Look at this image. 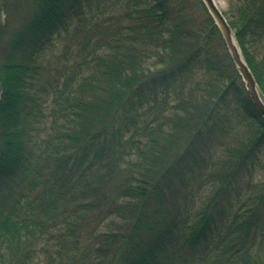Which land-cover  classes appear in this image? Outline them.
Segmentation results:
<instances>
[{"label": "trees", "instance_id": "16d2710c", "mask_svg": "<svg viewBox=\"0 0 264 264\" xmlns=\"http://www.w3.org/2000/svg\"><path fill=\"white\" fill-rule=\"evenodd\" d=\"M225 1L264 101V0ZM262 221L264 121L200 0H0V264H264Z\"/></svg>", "mask_w": 264, "mask_h": 264}, {"label": "water", "instance_id": "95a60500", "mask_svg": "<svg viewBox=\"0 0 264 264\" xmlns=\"http://www.w3.org/2000/svg\"><path fill=\"white\" fill-rule=\"evenodd\" d=\"M200 1L218 29L228 55L233 62V65L239 76L241 77L249 99L264 121V101L262 100L260 91L256 85L253 75L241 55L232 30L230 29L224 15L213 0Z\"/></svg>", "mask_w": 264, "mask_h": 264}, {"label": "rangeland", "instance_id": "374dc122", "mask_svg": "<svg viewBox=\"0 0 264 264\" xmlns=\"http://www.w3.org/2000/svg\"><path fill=\"white\" fill-rule=\"evenodd\" d=\"M218 1L219 2L217 5H219L220 11L222 13H225L228 10L226 1L225 0H218ZM14 12H16V10ZM231 111H233L235 114H240V112L237 111L236 109H232ZM258 177L259 176H257L254 180H256ZM244 200H245V198L242 197L241 201H239L238 204L236 205V208L241 207L242 206L241 204L244 202ZM251 204H252V202L249 203V205H251ZM249 205L247 204V205L243 206L241 208V211H243ZM255 230H256V241H255V245L253 248V252L257 251L259 253H262V252H264V221H262L261 223H258Z\"/></svg>", "mask_w": 264, "mask_h": 264}, {"label": "bare ground", "instance_id": "6f19581e", "mask_svg": "<svg viewBox=\"0 0 264 264\" xmlns=\"http://www.w3.org/2000/svg\"><path fill=\"white\" fill-rule=\"evenodd\" d=\"M213 1L215 2L216 6L220 9L219 5H217L219 1L218 0H213Z\"/></svg>", "mask_w": 264, "mask_h": 264}]
</instances>
